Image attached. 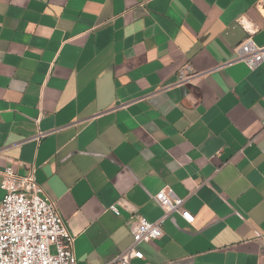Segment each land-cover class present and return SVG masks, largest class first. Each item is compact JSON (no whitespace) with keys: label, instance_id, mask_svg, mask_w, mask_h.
<instances>
[{"label":"crops","instance_id":"crops-1","mask_svg":"<svg viewBox=\"0 0 264 264\" xmlns=\"http://www.w3.org/2000/svg\"><path fill=\"white\" fill-rule=\"evenodd\" d=\"M264 0H0L2 171H35L80 264L174 214L133 264H264ZM197 75L181 80V69ZM112 206L120 210L116 214Z\"/></svg>","mask_w":264,"mask_h":264},{"label":"built area","instance_id":"built-area-1","mask_svg":"<svg viewBox=\"0 0 264 264\" xmlns=\"http://www.w3.org/2000/svg\"><path fill=\"white\" fill-rule=\"evenodd\" d=\"M244 26L250 36L237 44L233 61H243L255 69L264 63V47L255 43L254 29ZM181 75V80L186 81L197 72L186 65ZM2 175L5 195L0 204V264H80L75 254V235L59 212L57 202L38 182L35 171L21 175L8 165ZM155 198L162 215L155 220L140 216L131 244L103 264H133L135 259H144L139 245L160 239L164 235V222L174 214L189 223L195 220L194 214L185 207L184 198L171 188H163ZM112 209L120 214L116 206Z\"/></svg>","mask_w":264,"mask_h":264}]
</instances>
